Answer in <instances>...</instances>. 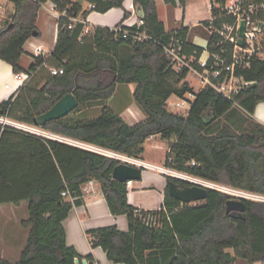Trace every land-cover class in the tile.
Returning <instances> with one entry per match:
<instances>
[{
    "label": "trees",
    "instance_id": "trees-1",
    "mask_svg": "<svg viewBox=\"0 0 264 264\" xmlns=\"http://www.w3.org/2000/svg\"><path fill=\"white\" fill-rule=\"evenodd\" d=\"M14 4L11 21L0 27V59L15 72H35L18 92L0 102V113L27 123H36L65 94L73 93L79 106L68 115L48 121L45 128L66 137L140 158L146 140L160 134L173 139L165 166L217 183L264 195V124L253 114L264 101V60L251 68L238 69L246 81L233 99L212 87L195 92L186 78L188 69L176 72L164 45L174 38L183 41L186 55L198 59L203 47L188 41L187 26L166 31L159 18L156 0H134L144 11L141 26L111 28L95 26L85 33L89 11L79 0H10ZM52 1L61 13L57 43L48 57L33 55L29 68L20 65L26 42L40 31L38 13L43 3ZM93 10L107 12L123 7L125 0H87ZM185 6L186 0H164ZM264 1V0H258ZM212 20L221 27L233 22L225 16V0H211ZM218 4V5H217ZM121 30L117 29L120 28ZM211 29V28H210ZM148 36L136 40L134 36ZM220 36H209L208 49L217 51ZM199 67L197 63H194ZM50 67L63 73L52 74ZM118 83H135L134 99L146 117L128 123L110 105L104 104L96 117L78 114L92 101H107ZM196 93L186 115L168 107L172 95ZM192 160L196 165H192ZM123 162L113 156L63 141L43 138L0 125V204L28 202L30 228L19 260L0 257V264H84L75 246L68 243L64 221L75 205L84 203L82 187L89 180L101 183L109 209L126 215L128 229L118 225L87 231L93 246H100L113 263L122 264H255L264 261V201L244 199V212H227V193L209 188L201 204L183 203L168 192L159 209L139 210L129 203L127 182L114 178L115 167ZM68 190L69 197L62 195ZM89 264L93 255L85 256Z\"/></svg>",
    "mask_w": 264,
    "mask_h": 264
},
{
    "label": "crops",
    "instance_id": "crops-1",
    "mask_svg": "<svg viewBox=\"0 0 264 264\" xmlns=\"http://www.w3.org/2000/svg\"><path fill=\"white\" fill-rule=\"evenodd\" d=\"M83 0V9L88 10L89 13L86 19L78 16L81 22L86 24L85 29L89 32L95 26L115 27L123 21L124 13L127 10L130 15L125 20L127 24H132L140 18V16L133 15L131 4L134 0H125L123 7H114L107 12L95 11L92 5L88 2L85 7ZM159 12V18L164 22L166 31H172L181 26H187L188 41L206 50L209 43V36L211 29L205 22L212 20L211 0H186L185 6H172L164 0H156ZM160 4L166 5L168 11V19L170 26L167 23V17H163L160 11ZM14 13V4L10 0H0V27L5 26L11 21ZM58 10L52 1H47L42 4L39 13L37 26L40 35L31 37L25 44V53L22 55L20 65L24 68H29L34 61L33 55L34 46L43 45L48 53L54 49L58 39ZM171 20V21H170ZM203 53V52H202ZM30 55V61L25 63L24 55ZM194 58V55H187ZM16 72L8 62L0 59V102L8 99L11 95L18 92L19 88L23 86L15 76ZM136 87V84H135ZM117 88V87H116ZM94 104L99 106L98 101H92L87 105ZM131 108V111H130ZM100 112V110H99ZM128 123L134 124L146 117V113L139 105L126 107L123 112L119 113ZM253 117L264 124V101L260 102L253 114ZM143 159V158H142ZM146 161V159H143ZM147 162V161H146ZM151 187L148 180H134L133 189L128 192L129 203L136 206L139 210L159 209L164 202L165 187ZM161 186V185H160ZM153 191L155 202L150 204L149 200L138 198L136 201L132 198V193H141V191ZM84 203L75 205L70 212L68 218L64 221L67 230L68 243L76 247L77 251L84 256L83 260L89 264L85 256L91 254L94 257L93 264H112L106 252L100 246H93L87 231L92 228L118 225L122 230L128 229V220H122L123 215H114L111 213L106 198L103 194L101 183L95 181L91 186V191L84 194ZM20 211V213H19ZM22 212V214H21ZM29 218L28 202L22 201L20 204L5 203L0 204V257L9 260L7 257L12 253L17 260H19L21 253L27 243L30 228L23 224V220ZM127 219V217H126ZM119 221L122 222L119 225ZM80 235L84 237L79 240ZM10 261V260H9ZM16 262V261H15ZM122 264V263H115Z\"/></svg>",
    "mask_w": 264,
    "mask_h": 264
},
{
    "label": "built area",
    "instance_id": "built-area-1",
    "mask_svg": "<svg viewBox=\"0 0 264 264\" xmlns=\"http://www.w3.org/2000/svg\"><path fill=\"white\" fill-rule=\"evenodd\" d=\"M131 9L133 11V15L136 16L137 7L134 2L131 4ZM222 9L225 11L224 15H232L234 17V21L231 23L224 22L221 27H217L214 23L211 24V33L216 32L220 36L219 40L217 41V51H211L208 49V47H206V50L203 51L198 59L190 58L184 53L183 41L180 38H174L170 44L164 45L163 48L165 55L170 58L171 67L176 72H182L184 69H188L189 72H193L199 76V79L202 83V86L199 90L206 87H212L228 99H233L235 94L239 93L245 86H248L252 83L246 81L242 76L238 75L237 70L251 68L253 61L256 59L264 60V1L225 0ZM60 15L61 13L58 11V16ZM79 21L81 20H79L78 17H73L70 27ZM242 21H245V31L243 36V44L240 45V28ZM135 24L137 26L145 24L143 17H140L135 23L132 24H127L126 21L123 22V25L126 26H132ZM117 29L121 30V27ZM88 32V28L85 29V33ZM143 37L147 38L148 36H144L142 34H136L134 36L136 40H141ZM34 52L36 56L48 57L50 55L43 45L34 46ZM194 63H197L199 67H196ZM49 69L52 74L64 72V69L60 67H50ZM34 73L35 72L33 71L16 72L15 76L17 80L20 81L22 85H24L31 79ZM189 94V98L186 96H178L181 100L177 103L178 107L184 108L186 105H189V108L191 107L192 102L196 98V93ZM0 125L2 126V129L5 126H10L29 134L63 141L92 151L113 156L122 161H128L137 165L143 164V168L150 167L155 170L162 171L167 176H172L187 181L191 184H198L207 188L219 190L229 194L233 199L264 201V195L210 181L188 172L167 167L165 165L159 166L156 164H151L144 161L143 159L127 156L98 147L93 144L78 141L55 133L45 128L43 125L22 122L1 113ZM191 164L196 165V161L192 160ZM95 181L96 180H89L83 185L82 190L84 194L91 191V186L95 183ZM133 182L134 180L127 181L128 190L133 189ZM62 195L69 197L72 201L74 200V197L70 196L68 190L63 191ZM259 264H264V261H260Z\"/></svg>",
    "mask_w": 264,
    "mask_h": 264
},
{
    "label": "rangeland",
    "instance_id": "rangeland-1",
    "mask_svg": "<svg viewBox=\"0 0 264 264\" xmlns=\"http://www.w3.org/2000/svg\"><path fill=\"white\" fill-rule=\"evenodd\" d=\"M87 5L88 2L85 1L84 6L86 7ZM160 11L163 17H167V23L168 26H170L166 5L160 4ZM24 61L25 63L30 61V55L28 54L24 55ZM186 82L190 87H193L195 91H198L202 86L199 76H197L193 72H189L186 78ZM134 90H135V83H118L114 95L109 100L98 101V103L100 104L99 106H96L92 103L91 105L86 104L83 107L82 111L78 114V116L83 118L96 117L100 114L99 110L101 111V108L105 103L110 105L116 112L121 113L123 112V110H125L126 107L138 105L134 99ZM185 96L189 98L190 94L187 93ZM180 101H181L180 98L174 94L168 100V107L173 112H179L186 115L189 110V105H186L184 108H180L177 106V103ZM171 141H173V139L164 137L160 134L149 137L144 144V152L142 153L141 157L143 159H146V161L151 164L164 166ZM142 179L148 180V183L151 187H163L164 184H166L167 182V175L162 171H158L149 167V168H143L142 178L140 180ZM153 195L154 194L152 190L149 191L148 193L146 191L145 192L141 191V193H136V192L132 193V198H134L135 201L138 198L149 200L150 204H152L156 200ZM203 202L204 200H200L193 204H201ZM122 220H125L127 222L126 215H123ZM118 224L121 225L122 222L119 221ZM83 237H84L83 235H80L78 239L81 240ZM11 254L12 253H9L10 256H8L7 258L11 262L17 261V257H15L14 255L11 256ZM259 263L260 262H256L255 264H259Z\"/></svg>",
    "mask_w": 264,
    "mask_h": 264
},
{
    "label": "water",
    "instance_id": "water-1",
    "mask_svg": "<svg viewBox=\"0 0 264 264\" xmlns=\"http://www.w3.org/2000/svg\"><path fill=\"white\" fill-rule=\"evenodd\" d=\"M79 1L83 2V0ZM137 13L140 17L144 16V11L141 7H137ZM244 31L245 21H242L240 28V45L243 44ZM33 36H38V32L35 31ZM79 104V100L73 93H67L48 111L39 115L36 124L45 125L48 121L64 117L78 107ZM143 167V164L137 165L128 161H123L115 167L113 176L124 182L128 180H140L142 178ZM208 189L209 188L198 184L180 185L174 180L168 183L169 194L181 200L183 203H195L200 200H205L208 196ZM226 210L228 213L231 211L244 212L246 210V202L244 199L231 198L226 203ZM83 261L86 263L85 259Z\"/></svg>",
    "mask_w": 264,
    "mask_h": 264
}]
</instances>
